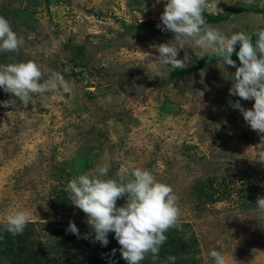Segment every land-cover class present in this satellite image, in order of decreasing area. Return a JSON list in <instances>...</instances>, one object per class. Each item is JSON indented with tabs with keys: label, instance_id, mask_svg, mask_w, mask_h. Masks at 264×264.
Returning <instances> with one entry per match:
<instances>
[{
	"label": "rangeland",
	"instance_id": "rangeland-1",
	"mask_svg": "<svg viewBox=\"0 0 264 264\" xmlns=\"http://www.w3.org/2000/svg\"><path fill=\"white\" fill-rule=\"evenodd\" d=\"M166 2L0 0V15L25 41L19 52L0 53V65L33 60L44 79L55 71L73 86L71 94L44 93L27 108L0 89V101L13 100L0 104V221L14 209L28 211L31 222L19 239L28 236L52 264H82L77 247L89 225L65 188L103 163L110 164L109 178L135 166L173 187L179 223L196 234L202 264H212V249L228 264H264V214L256 208L264 197V164L248 159L261 134L234 108L240 99L229 94L235 68L219 62L172 80L174 68L158 65L153 45L173 39L156 27ZM239 3L264 7V0H219L213 13ZM208 25L249 34L264 26V14ZM177 47L178 58L185 51L191 56L189 64L205 54L191 43ZM154 63L162 78L149 70ZM240 103L250 109L254 100ZM201 182L220 192L196 193ZM69 221L81 238L66 231ZM16 237L0 223V264L32 254L20 250L25 241ZM146 261L159 264L151 256Z\"/></svg>",
	"mask_w": 264,
	"mask_h": 264
},
{
	"label": "clouds",
	"instance_id": "clouds-1",
	"mask_svg": "<svg viewBox=\"0 0 264 264\" xmlns=\"http://www.w3.org/2000/svg\"><path fill=\"white\" fill-rule=\"evenodd\" d=\"M218 2L167 0L156 27L162 32L173 33V39L153 45L158 51V65L185 68L191 56L185 51L184 57L178 58L181 47L177 45L183 41L194 44L204 53H210L209 60L215 58L223 66L235 68L229 94L240 99L235 101L234 108L239 110L253 131L261 134L260 142L255 145L256 154L248 159L264 164V29L255 33L253 43L252 34L234 32L229 35L209 26L204 13L214 12ZM24 43V38L13 30L10 21L0 15V53L19 52ZM234 52L239 66L232 59ZM149 70L154 73L153 77L162 78L163 73L157 64H151ZM44 77V70L33 60L0 65V89L13 94L25 108L29 104L36 105L38 97L44 93H72L73 86L61 73L52 71L47 79ZM240 100H254V104L252 108L246 109ZM12 101H0V104L8 107L13 104ZM109 171L110 164L103 163L71 179L65 188L68 199L85 213L86 222L94 232L93 242L107 246L108 234L111 232L127 264H141L149 255L156 261L162 245L168 239L166 233L170 229L183 230L179 223L182 215L179 196L171 185L158 181L148 169L122 167L116 178H109ZM121 198H126L125 203L117 206ZM256 208L264 214V197L257 198ZM30 222L31 214L18 209L12 210L0 221L4 230L13 236L23 234ZM66 231L81 238L73 221H69ZM83 238L88 239L89 234ZM115 251L112 249L113 255ZM208 256L212 264H228L226 256L220 251L212 249ZM175 259L174 256L168 257L173 264Z\"/></svg>",
	"mask_w": 264,
	"mask_h": 264
},
{
	"label": "trees",
	"instance_id": "trees-1",
	"mask_svg": "<svg viewBox=\"0 0 264 264\" xmlns=\"http://www.w3.org/2000/svg\"><path fill=\"white\" fill-rule=\"evenodd\" d=\"M245 12H257L264 14V7L239 3L231 5L227 10L216 13L205 11L204 16L208 24H219L229 20L233 15L242 14ZM260 29H264V26L249 33L252 34L253 43H255L256 39L255 33ZM236 50H239V44L236 47ZM209 55L210 53H205L199 59L191 64H188L183 69H173L170 78L172 80H176L186 75H192L199 70L207 69L211 64L219 63L215 60V58H213V60H209ZM232 59L238 63V57L236 56L235 52L233 53ZM206 187L207 184L201 182L200 186L195 189V192L205 195L206 197L209 195L213 196V194L220 192V190H216L217 188H214L212 185L208 186V190ZM89 228L90 226L86 227V229H81L82 234H89V238L84 239V235H82V242L77 247V250L80 249L78 253L79 255H83L84 258H78L80 260L79 262H82V264H127V262L121 256L119 250L120 246L117 240L110 238V235L114 236V233L110 232L108 234L109 243L107 246H102L99 242H93L92 238L94 237V233L88 232L90 230ZM20 235H17L16 239L25 241V243L20 245V250L24 252V249H26L25 253H27L28 249L30 251L29 253L32 254H23L21 256L22 259H20L18 262H15L14 264H33V260L35 264H52L49 260L45 259L46 257L44 252L37 251V247L31 240H28V236L25 237L22 235V238L19 239ZM166 235L168 239L162 245L159 253V259H157L159 260V264H173L172 261L168 260L169 256H174L176 258L174 264H202L201 261H198L197 258H195V255L199 251V240L194 232H188L184 229L182 231L170 229ZM185 237L188 238L185 239ZM112 249H116L114 255L112 254ZM38 255L41 257H38ZM119 256L120 259L116 261L117 257ZM146 259L142 261L141 264H148Z\"/></svg>",
	"mask_w": 264,
	"mask_h": 264
}]
</instances>
